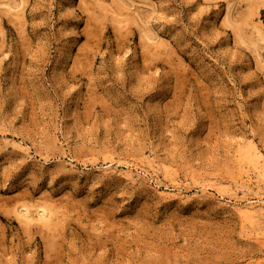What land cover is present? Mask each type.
<instances>
[{"label":"rangeland","instance_id":"1","mask_svg":"<svg viewBox=\"0 0 264 264\" xmlns=\"http://www.w3.org/2000/svg\"><path fill=\"white\" fill-rule=\"evenodd\" d=\"M257 154L264 0H0V264H264Z\"/></svg>","mask_w":264,"mask_h":264},{"label":"bare ground","instance_id":"2","mask_svg":"<svg viewBox=\"0 0 264 264\" xmlns=\"http://www.w3.org/2000/svg\"><path fill=\"white\" fill-rule=\"evenodd\" d=\"M14 2V1H13ZM137 3V2H136ZM12 4V3H11ZM132 4H134V3H132ZM15 6H17V5H15ZM136 6V5H135ZM138 6V5H137ZM132 7H133V5H132ZM11 9H13V10H15L14 9V7H10ZM22 8V7H21ZM135 9H138V8H136L135 7ZM20 11V10H19ZM21 12V11H20ZM255 150H257V149H255ZM254 150V151H255ZM255 153V152H254ZM259 154H261L260 152H258ZM259 154H257L258 156H259ZM262 156V155H261ZM261 156H259L258 158L260 159V157ZM257 158V157H256ZM262 159H260L259 160V163H256L257 165V167L254 165V168L259 172V174L264 178V159H263V156L261 157ZM255 161H257V159L255 160ZM249 175V174H248ZM247 175V176H248ZM263 178H262V181H263ZM240 180H242L243 181V179H241L240 178ZM243 183H244V185H246V186H248V187H252V185H254L255 184V182H253L252 181V177H250V176H248L247 177V179H244V181H243ZM243 185V186H244ZM257 186H259L258 184H257ZM260 187V186H259ZM257 188V187H256ZM250 189V188H249ZM252 189V188H251ZM250 189V190H251ZM256 190V189H255ZM257 190H258V188H257ZM252 192H254L255 193V191H252ZM256 195H258V192L256 193ZM254 196V197H246L245 199H241L240 200V202H241V204L243 205H241L242 206V208L243 209H241V211L243 210V215L245 214V216H249L248 218H252V217H255L254 216V214L257 212V213H259V211L261 210L260 208H264V198L262 197L263 195H261V194H259L258 196ZM261 195V196H260ZM238 201V200H237ZM245 202V204H243ZM257 208H259V209H257ZM49 209H52L51 207L50 208H47L46 206H42V205H39V206H37L36 207V209H31V208H29L28 206H23V212L25 213V215L27 216V217H31V218H33V216L32 215H37V217L39 216L40 218H42V219H44V220H46V219H51L52 217H50L49 216ZM240 209V208H239ZM257 209V210H256ZM54 210V209H53ZM52 210V211H53ZM259 210V211H258ZM264 210V209H263ZM52 211L50 210V215H51V213H52ZM54 212V211H53ZM257 213H256V215H257ZM260 213H262V212H260ZM259 213V214H260ZM52 215H53V217H54V214L52 213ZM253 219V218H252ZM250 221H252V220H250Z\"/></svg>","mask_w":264,"mask_h":264}]
</instances>
